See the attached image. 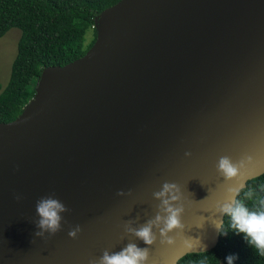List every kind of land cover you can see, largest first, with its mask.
Returning <instances> with one entry per match:
<instances>
[{
	"label": "water",
	"instance_id": "obj_1",
	"mask_svg": "<svg viewBox=\"0 0 264 264\" xmlns=\"http://www.w3.org/2000/svg\"><path fill=\"white\" fill-rule=\"evenodd\" d=\"M95 24L87 53L45 67L0 122V264H89L129 244L148 248L139 264H177L218 244L227 188L264 174V0H119ZM224 156L244 160L230 181ZM45 196L67 211L36 235ZM165 199L183 229L162 231ZM149 224L151 245L135 234Z\"/></svg>",
	"mask_w": 264,
	"mask_h": 264
},
{
	"label": "trees",
	"instance_id": "obj_2",
	"mask_svg": "<svg viewBox=\"0 0 264 264\" xmlns=\"http://www.w3.org/2000/svg\"><path fill=\"white\" fill-rule=\"evenodd\" d=\"M119 0H0V38L10 29L21 30L18 49L9 82H0V122H11L25 112L36 94L39 77L45 67L65 65L85 55L94 45L97 29L93 26L102 12ZM92 38L85 43L86 35ZM252 192L250 198L245 193ZM264 174L251 179L238 194L237 201L250 211L264 207ZM226 234H221L225 232ZM218 244L211 250L190 253L177 264H264L255 246L243 233L232 229L225 215Z\"/></svg>",
	"mask_w": 264,
	"mask_h": 264
},
{
	"label": "clouds",
	"instance_id": "obj_3",
	"mask_svg": "<svg viewBox=\"0 0 264 264\" xmlns=\"http://www.w3.org/2000/svg\"><path fill=\"white\" fill-rule=\"evenodd\" d=\"M190 155V153H186ZM249 160L251 157H247ZM244 167V160H240L238 163H234L230 157L224 156L219 159L217 168L219 173L224 177L225 180H232L241 174V169ZM175 185L165 183L161 192L155 193L159 198L164 196L166 192H169ZM243 185L228 187L226 190L225 198L217 203V211L223 216L227 215L231 219L232 229L238 233H243L245 239L251 246H255L259 250L261 255H264V207L258 208L257 210L250 211L243 203L236 200V196L239 194ZM122 194V192L117 193ZM250 198L252 195L251 190L245 193ZM20 199L19 196L16 197ZM173 200L177 197L172 196ZM162 203L166 206L165 211L168 213L164 218L165 228L162 231H171L174 228L183 229L184 225L181 223V214L183 213V207H173L169 204L168 200L165 199ZM264 205V200L261 201ZM67 211L65 205L57 198L52 196L41 197L36 204V212L39 216L38 227L41 229L36 235H43L45 231L50 234L56 233L61 225V216L59 213ZM161 219L157 216V220ZM218 231L221 232L218 226ZM81 229L77 225L74 229L70 230L68 235L75 238L77 233ZM135 234L141 238L145 244L151 245L154 237L151 234V225L144 226L138 230H135ZM221 234H226L221 232ZM149 257L148 248L140 249L135 244H129L125 249L120 252L109 254L107 251L103 253L99 262L91 260L89 264H139V261H146ZM236 259L235 255H229L226 257L227 264H233ZM200 264H205V261L201 260Z\"/></svg>",
	"mask_w": 264,
	"mask_h": 264
},
{
	"label": "rangeland",
	"instance_id": "obj_4",
	"mask_svg": "<svg viewBox=\"0 0 264 264\" xmlns=\"http://www.w3.org/2000/svg\"><path fill=\"white\" fill-rule=\"evenodd\" d=\"M20 36L21 30L14 27L0 38V82L3 88L9 82L11 67L17 54ZM91 38L92 32L90 31L86 35L85 43H88Z\"/></svg>",
	"mask_w": 264,
	"mask_h": 264
},
{
	"label": "built area",
	"instance_id": "obj_5",
	"mask_svg": "<svg viewBox=\"0 0 264 264\" xmlns=\"http://www.w3.org/2000/svg\"><path fill=\"white\" fill-rule=\"evenodd\" d=\"M93 27L96 28V24Z\"/></svg>",
	"mask_w": 264,
	"mask_h": 264
}]
</instances>
